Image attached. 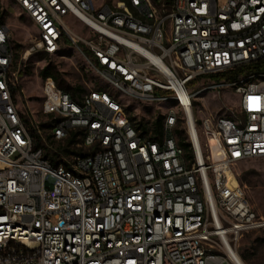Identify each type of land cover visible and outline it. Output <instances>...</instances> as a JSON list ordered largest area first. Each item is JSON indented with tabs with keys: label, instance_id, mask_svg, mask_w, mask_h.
Returning <instances> with one entry per match:
<instances>
[{
	"label": "built area",
	"instance_id": "obj_1",
	"mask_svg": "<svg viewBox=\"0 0 264 264\" xmlns=\"http://www.w3.org/2000/svg\"><path fill=\"white\" fill-rule=\"evenodd\" d=\"M12 1L37 29L21 61L70 46L122 97L95 78L75 98L41 77L48 138L75 133L78 153L36 148L0 21V264L245 263L240 242L264 215L236 166L264 158V71L242 70L264 60V0ZM223 90L236 112L197 117L194 99ZM123 97L174 105L144 130Z\"/></svg>",
	"mask_w": 264,
	"mask_h": 264
},
{
	"label": "rangeland",
	"instance_id": "obj_2",
	"mask_svg": "<svg viewBox=\"0 0 264 264\" xmlns=\"http://www.w3.org/2000/svg\"><path fill=\"white\" fill-rule=\"evenodd\" d=\"M94 1L97 4H102L110 3L112 0ZM0 16H3V22L9 28L12 45L17 55V65L14 71L18 77V102L21 106L24 105L27 111V119H31L33 113L38 125L47 124V118L40 110L41 77L39 72L51 62L62 72V78L73 87L80 86L84 89V92H88L99 87L95 81L96 78L101 85L106 87L109 95L122 97L119 91L110 87L102 79L97 78L86 64L84 58L70 46L63 50V54L47 56L43 52H39L31 55L26 61H21L20 56L35 42L37 29L31 19L12 0H0ZM71 23L76 28H81L78 22L72 21ZM250 71H255V69L245 68L242 73L246 74ZM208 77L212 80H217L219 76L212 75ZM197 81L188 83L187 87L190 89L195 87ZM121 101L127 105L128 112L134 118V123L144 121L148 122L150 127L152 126V120L155 118L154 114L159 115L161 109L174 105V103H170L161 107L158 103L138 104L129 102L126 97H123ZM237 102L238 98L228 90L207 93L196 100L194 99L195 113L199 118L207 115L231 116L236 112ZM41 134L45 138L42 141L43 147L47 143L51 151H56L62 145L61 142L58 143L48 138L50 133L46 126L41 128ZM214 153L215 150H213ZM236 172L239 174L240 181L244 177L247 180L242 183L246 186V192L253 208L264 215V158H251L242 161L236 166ZM239 253L245 264H264V230L250 231L245 234L239 245Z\"/></svg>",
	"mask_w": 264,
	"mask_h": 264
},
{
	"label": "trees",
	"instance_id": "obj_3",
	"mask_svg": "<svg viewBox=\"0 0 264 264\" xmlns=\"http://www.w3.org/2000/svg\"><path fill=\"white\" fill-rule=\"evenodd\" d=\"M0 21L2 23L3 22V16H0ZM45 54V53H44ZM47 55V54H45ZM49 56V55H47ZM16 59H17V55H16ZM247 68H254L257 71H264V60H261L257 63L251 64L250 66H248ZM62 72L60 70H58L57 66L54 63H48L47 65H45L39 72V76L42 78H45L47 76H51L54 78V80L56 81L57 85L63 89L64 91H67L69 93H71V95L75 98H78L80 96V94H82L84 92V89L81 88L80 86L77 87H73L71 86L68 82H66V80H64L62 78ZM134 119V118H132ZM162 123H163V117L159 116L157 117L154 121H153V130L155 133H161V128H162ZM140 126H144V130H146V123L144 121H140L139 122ZM47 127V124L42 125V127ZM37 139H36V148L43 146L42 145V140L39 134H35ZM76 142V134L74 133L70 139L67 141V145L65 147H60V151L65 153V154H69V153H78L76 150H71L70 146L72 144H74ZM179 144L185 148L186 150H188V146L189 144L186 143L184 141V138L182 136H180V140H179ZM46 155H49V151H46ZM51 160L54 162L55 158L54 156H51ZM247 180L246 178H241V182L245 183Z\"/></svg>",
	"mask_w": 264,
	"mask_h": 264
},
{
	"label": "bare ground",
	"instance_id": "obj_4",
	"mask_svg": "<svg viewBox=\"0 0 264 264\" xmlns=\"http://www.w3.org/2000/svg\"><path fill=\"white\" fill-rule=\"evenodd\" d=\"M24 58H28V56H25ZM242 264H245V263H242Z\"/></svg>",
	"mask_w": 264,
	"mask_h": 264
}]
</instances>
